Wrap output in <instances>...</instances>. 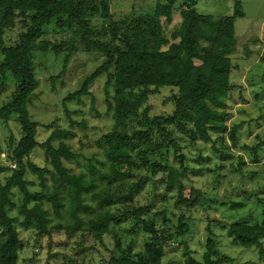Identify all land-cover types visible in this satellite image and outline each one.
Wrapping results in <instances>:
<instances>
[{"label":"trees","instance_id":"trees-1","mask_svg":"<svg viewBox=\"0 0 264 264\" xmlns=\"http://www.w3.org/2000/svg\"><path fill=\"white\" fill-rule=\"evenodd\" d=\"M107 2L0 0V36L4 29L15 27V23L22 29L12 46L5 47L0 40L1 83L5 82L7 74L15 82L9 100L0 106V121L12 120L20 129L9 158L13 168L0 182V264H18L23 246L18 229L45 237L48 249L60 246L61 242L52 238L58 230L66 235L85 232L100 241L102 235L108 233L112 205L120 206L119 216L130 214L133 224H140L141 231L147 233L149 239L136 254H131L129 248L121 251L118 257L111 252L107 264H162L164 248L177 239L183 243L187 264H221L227 257L219 253L209 227H206L201 260L196 261L185 244L188 226L183 222V214L178 217L176 230L170 232L164 227L157 228L153 219L143 220L141 213L146 209L137 207L133 201L151 182L161 185L165 192L175 188L178 208L194 205L206 208L198 191L192 190L187 199L182 195L185 159L173 136L177 133L195 142H209L210 135L214 134L219 140L228 136L230 141H235L236 127L228 129L226 126L228 114L224 99L233 88L230 82L233 65L229 55L235 47L234 21L243 16L240 2H234L231 15L213 17L196 13V0H183L181 24L171 34L169 44L162 36L160 18L170 20L175 0H155L150 16L120 21L110 18ZM95 16L109 21L107 33L91 28L90 21ZM56 19H61L59 25L67 31L68 39L51 44L53 55L57 56L67 46L66 63L81 46L85 53L103 56V62L84 79L81 89L66 97L87 94L88 86L100 76L105 77L103 91L113 124L95 143L102 158V161L95 160V164L106 167L99 174H94L96 167L92 164L87 176L69 173L62 161L76 158L66 144L75 133L51 129L47 139L39 144L35 139L38 124L31 120L27 111L26 104L38 84L32 58L36 42L42 36V28ZM167 44L166 49H162ZM47 48L48 43L42 42L40 52L44 53ZM261 61L264 62V50ZM162 88L174 90L170 97L173 110L170 115L151 116L148 98ZM9 143L12 144L11 138ZM36 147L43 150L50 169L39 168L29 160ZM168 150L172 151L173 160L179 162L177 168L161 162ZM0 170L8 169L2 167ZM27 174L38 179V189H32L34 181L28 180ZM98 185L103 189H98ZM262 193L263 198L258 201L261 206L258 222H234L225 228L234 244L254 247L261 257L264 256V187ZM14 194L17 195L15 201L12 200ZM85 194L96 200L95 206L100 213L89 218L84 229L79 214H94V210L83 203ZM62 195L71 222L65 226H50L49 211L44 204H49L53 216L59 218L65 207ZM156 214L165 221L163 211ZM115 241V250L119 251L116 238Z\"/></svg>","mask_w":264,"mask_h":264},{"label":"rangeland","instance_id":"rangeland-1","mask_svg":"<svg viewBox=\"0 0 264 264\" xmlns=\"http://www.w3.org/2000/svg\"><path fill=\"white\" fill-rule=\"evenodd\" d=\"M235 1L240 2L243 16L234 21L235 47L229 55L233 65L230 72L233 88L224 99L228 114L226 126L228 129L236 127L235 141H230L228 136L219 140L214 134L210 135L209 142H195L177 133L173 136L179 145V153L185 159L182 164L186 167L181 178L182 195L187 199L192 190L198 191L206 208L200 205L178 208L175 188L165 192L161 185H152L151 182L135 197L133 204L146 209L141 213L143 220L153 219L157 228L164 227L170 232L176 230L178 217L183 214V222L188 226L184 236L185 244L191 252L190 256L196 261L201 260L207 238L206 227H209L214 233L219 253L227 257L221 264H264V256L261 257L256 248L234 244L225 229L230 223L251 224L261 218L258 201L263 198L264 187V62L261 61L264 50V0H196L194 8L201 15L225 17L232 14ZM182 2L175 0L169 21L160 18L162 36L168 44L172 42L171 34L180 27ZM107 5L110 18L120 21L150 16L155 0H108ZM60 20H53L44 26L42 36L36 42L32 58L38 84L26 104L27 111L31 120L38 124L35 139L39 144L47 139L51 129L71 130L75 133V137L66 141V144L70 145L76 158L62 161L69 173H83L87 176L88 167L92 164L96 167L94 174H99L106 167L95 164V160L102 161L95 143L111 130L113 124L103 91L105 77L100 76L88 86L87 94L66 97L81 89L84 79L101 65L103 56L85 53L81 46L76 48L66 63L64 56L69 52L67 46L57 56L53 55L51 44L68 39L67 31L59 25ZM108 24L107 19L101 20L97 16L90 21L91 28L106 33ZM21 30L17 23L12 29H4L0 36L2 44L5 47L14 45ZM107 36L105 34V39H108ZM42 42L48 43L44 53L40 52ZM168 44L162 49H166ZM14 84L8 74L4 83L0 80V106L9 100ZM173 93L174 90L170 88H162L158 94L150 96L147 101L150 115H170L173 110L170 97ZM19 136L17 123L12 120L7 123L0 121V168L8 169L0 170V182L13 168L9 158ZM29 160L39 168L50 169L39 147L32 151ZM161 162L174 168L179 166V162L173 160L171 150L163 155ZM26 177L34 181L32 189H38V179L32 174ZM98 189L103 187L98 185ZM61 197L65 207L60 211L59 218L53 216L49 204H44V208L49 211L50 226H65L71 222L65 197ZM16 198L14 194L12 200ZM82 199L85 205L94 210L93 215L79 214L85 229L87 220L100 211L96 209V200L89 194L83 195ZM118 210L121 212L117 205L109 208L113 216L108 224V233L102 235L100 241L85 232L66 235L63 230H58L52 238L61 242L60 246L48 249L45 237H37L32 231L18 229L23 245L18 255V264H107L111 252L115 257L127 248L131 254L141 252L149 235L141 231L140 224H133L130 214L119 216ZM158 211L164 212L165 221L155 215ZM115 238L119 251L115 250ZM262 246L264 249V238ZM54 254L56 256L52 257ZM161 261L162 264H187L180 239L170 242L164 248Z\"/></svg>","mask_w":264,"mask_h":264}]
</instances>
